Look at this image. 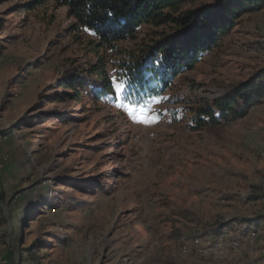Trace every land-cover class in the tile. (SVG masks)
<instances>
[{"label": "rangeland", "instance_id": "1", "mask_svg": "<svg viewBox=\"0 0 264 264\" xmlns=\"http://www.w3.org/2000/svg\"><path fill=\"white\" fill-rule=\"evenodd\" d=\"M26 1L0 0V264H264V94L191 125L210 99L264 82V7L138 105L93 97L91 36L65 7Z\"/></svg>", "mask_w": 264, "mask_h": 264}, {"label": "trees", "instance_id": "2", "mask_svg": "<svg viewBox=\"0 0 264 264\" xmlns=\"http://www.w3.org/2000/svg\"><path fill=\"white\" fill-rule=\"evenodd\" d=\"M45 3L65 7L73 18L69 30L91 36L87 44L97 56V63L89 70V76L97 78L93 97L115 94L111 88L115 76L126 84L120 98L138 105L162 95L174 77L219 49L241 14L264 7V0H27L20 8L32 10ZM142 26L151 30L139 38ZM126 41L135 42L137 47L121 46ZM103 52L112 57L103 56ZM82 84L74 76L64 86L74 89ZM263 94L264 82L253 79L228 95L210 99L207 106L197 107L191 125L199 129L242 116V103L250 105ZM67 96L77 98L78 93ZM228 226L231 224L225 223L220 228ZM16 253L21 259V248Z\"/></svg>", "mask_w": 264, "mask_h": 264}, {"label": "snow or ice", "instance_id": "3", "mask_svg": "<svg viewBox=\"0 0 264 264\" xmlns=\"http://www.w3.org/2000/svg\"><path fill=\"white\" fill-rule=\"evenodd\" d=\"M111 88L114 89L115 94L117 97H121L124 95L125 89H126V84L124 81L119 80L117 77L113 76L111 80ZM157 98H153V100H156ZM120 107H123V105H119ZM140 114L143 116L145 114V108L142 106L139 109ZM129 115L132 116V118L135 120L136 119V109L131 108L129 109ZM140 123H151L150 120L145 117V119L140 120Z\"/></svg>", "mask_w": 264, "mask_h": 264}, {"label": "built area", "instance_id": "4", "mask_svg": "<svg viewBox=\"0 0 264 264\" xmlns=\"http://www.w3.org/2000/svg\"><path fill=\"white\" fill-rule=\"evenodd\" d=\"M250 233L253 235L255 233V231L254 230L253 231H250Z\"/></svg>", "mask_w": 264, "mask_h": 264}]
</instances>
